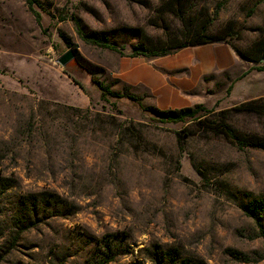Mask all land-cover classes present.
<instances>
[{
  "label": "rangeland",
  "instance_id": "obj_1",
  "mask_svg": "<svg viewBox=\"0 0 264 264\" xmlns=\"http://www.w3.org/2000/svg\"><path fill=\"white\" fill-rule=\"evenodd\" d=\"M32 1L38 19L26 0H0V177L11 181L0 245L21 195L57 194L69 213L40 215L0 264H98L106 254L107 264H152L166 250L188 264H264L253 216L264 226V149L218 131L264 144V0ZM75 21L114 50L84 42ZM202 29L246 60L200 75L179 108H159L207 112L153 121L139 106L156 98L123 80L125 64L150 60L132 48L178 46ZM69 49L75 60L62 67ZM78 57L120 98H102ZM157 71L174 86L189 74Z\"/></svg>",
  "mask_w": 264,
  "mask_h": 264
},
{
  "label": "trees",
  "instance_id": "obj_2",
  "mask_svg": "<svg viewBox=\"0 0 264 264\" xmlns=\"http://www.w3.org/2000/svg\"><path fill=\"white\" fill-rule=\"evenodd\" d=\"M28 8L32 11L36 18L39 16L32 9V0H26ZM76 31L80 38L91 45L107 48L110 50H114L113 47L109 46L106 41V37L97 34V33H84L77 21H75ZM205 29H202L198 34H195L187 41H183L178 46L174 47H166L160 49L149 50L146 49L143 45H136L132 48L131 57H144V58H157L164 57L170 55L180 49L187 47L200 46L211 43H224L218 42L219 39H216L212 36H208L205 33ZM233 49V48H232ZM234 50V49H233ZM236 53V51L234 50ZM237 54V53H236ZM237 56L242 60H246ZM77 62L81 64L83 69L91 76V81L97 86L100 92V96L102 98H112L119 99L116 93L110 90L108 86L103 84L98 80V76L102 75L104 71L101 68H98L92 64H88L85 62H81V59L78 57ZM257 70H264V67H259ZM128 98H132L129 96ZM139 108L149 114L152 120L160 123V124H178L182 123L186 119H195L200 112H207L206 109L202 105H197L194 108H182L178 110H159L154 107H143L139 106ZM218 131L222 133L225 137H227L230 141L237 144L239 147L244 146H258L259 148L264 149V144L250 141L245 142L241 141L234 132L226 125H221L218 128ZM254 142V143H253ZM11 188V181L4 177H0V196L4 195ZM5 206V205H3ZM68 203L62 200L57 194L43 191L38 193H29L26 195H21L15 199L13 203H11V207L7 211L8 224H9V234L6 236L4 243L0 245V250H2V254H0V259L3 258L5 253L11 250L18 241L19 237L29 231L32 228H35L41 221L40 215H48L50 217H65L68 215ZM6 211L4 212L2 203L0 204V216H5ZM259 213L254 215V219L256 220L260 237L264 242V226L260 223ZM4 232L0 231V238L3 237ZM8 250V251H7ZM112 260V257L107 254L104 255L101 262L98 264H107ZM243 262H248V258L242 259ZM152 264H188L187 262H180L178 254L174 250H166L164 252H154L152 254L151 259Z\"/></svg>",
  "mask_w": 264,
  "mask_h": 264
},
{
  "label": "crops",
  "instance_id": "obj_3",
  "mask_svg": "<svg viewBox=\"0 0 264 264\" xmlns=\"http://www.w3.org/2000/svg\"><path fill=\"white\" fill-rule=\"evenodd\" d=\"M222 44L187 47L164 57L146 58L150 59L147 64L137 69H131V64H125L123 80L128 86L140 85L146 88L156 98V108H179L187 100L185 93L192 89L193 81L200 75L226 71L236 65L239 57L231 47ZM169 56L170 60H166ZM158 66L169 71H184L189 74L178 76L175 80L182 84L174 86L169 82L170 78L167 79L157 71Z\"/></svg>",
  "mask_w": 264,
  "mask_h": 264
},
{
  "label": "water",
  "instance_id": "obj_4",
  "mask_svg": "<svg viewBox=\"0 0 264 264\" xmlns=\"http://www.w3.org/2000/svg\"><path fill=\"white\" fill-rule=\"evenodd\" d=\"M75 60V53L72 49L67 50L64 54H62L57 60L56 62L64 67L65 65H67L69 62L74 61Z\"/></svg>",
  "mask_w": 264,
  "mask_h": 264
}]
</instances>
